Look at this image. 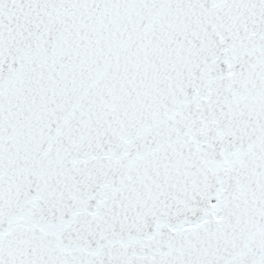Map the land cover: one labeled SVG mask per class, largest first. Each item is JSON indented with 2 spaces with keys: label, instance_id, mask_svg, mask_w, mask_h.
Wrapping results in <instances>:
<instances>
[{
  "label": "snow or ice",
  "instance_id": "snow-or-ice-1",
  "mask_svg": "<svg viewBox=\"0 0 264 264\" xmlns=\"http://www.w3.org/2000/svg\"><path fill=\"white\" fill-rule=\"evenodd\" d=\"M0 264H264V0H0Z\"/></svg>",
  "mask_w": 264,
  "mask_h": 264
}]
</instances>
